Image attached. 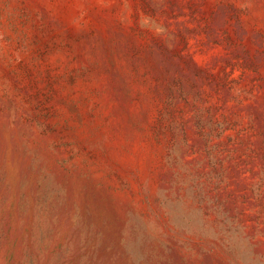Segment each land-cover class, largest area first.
Instances as JSON below:
<instances>
[{
    "label": "rangeland",
    "instance_id": "1",
    "mask_svg": "<svg viewBox=\"0 0 264 264\" xmlns=\"http://www.w3.org/2000/svg\"><path fill=\"white\" fill-rule=\"evenodd\" d=\"M0 264H264V0H0Z\"/></svg>",
    "mask_w": 264,
    "mask_h": 264
}]
</instances>
